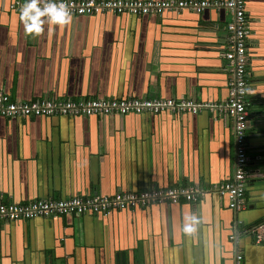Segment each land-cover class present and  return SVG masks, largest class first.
<instances>
[{"label": "crops", "instance_id": "obj_1", "mask_svg": "<svg viewBox=\"0 0 264 264\" xmlns=\"http://www.w3.org/2000/svg\"><path fill=\"white\" fill-rule=\"evenodd\" d=\"M13 1L0 0V88L12 100L227 97V9L71 16L26 35ZM243 14L246 205L231 209L211 191L234 171L226 113L0 115L7 202L181 185L204 190L196 203L0 221V264H235L237 254L241 264H264V0H244ZM189 213L202 222L186 236L181 224Z\"/></svg>", "mask_w": 264, "mask_h": 264}, {"label": "built area", "instance_id": "obj_2", "mask_svg": "<svg viewBox=\"0 0 264 264\" xmlns=\"http://www.w3.org/2000/svg\"><path fill=\"white\" fill-rule=\"evenodd\" d=\"M244 0H65L71 16L95 14H128L134 16L160 15L190 9L201 12L205 8L227 9L232 19L226 25L228 44L223 52L227 61V97L221 102L194 101L171 97H94L87 99L38 97L27 101L12 100L0 88V115L26 116H99L140 113H226L233 120L234 171L231 179L213 184L211 191L226 197L227 206L239 209L246 205L247 142L249 126L247 94L249 91V62L244 33ZM24 2L13 1L9 7L19 14ZM204 194L198 185L149 187L139 190H121L112 194L92 196L72 195L68 198H35L26 202H7L0 191V221L29 220L50 215L93 214L108 216L114 211L149 207L163 203H177L181 199L196 203ZM264 226V222L260 227ZM235 237L229 235L230 239ZM237 254L235 264H241Z\"/></svg>", "mask_w": 264, "mask_h": 264}, {"label": "clouds", "instance_id": "obj_3", "mask_svg": "<svg viewBox=\"0 0 264 264\" xmlns=\"http://www.w3.org/2000/svg\"><path fill=\"white\" fill-rule=\"evenodd\" d=\"M71 20V14L65 0H24L19 9V21L23 25L26 35H39L45 25H66ZM201 218L195 213L183 217L181 231L190 236L194 234Z\"/></svg>", "mask_w": 264, "mask_h": 264}]
</instances>
